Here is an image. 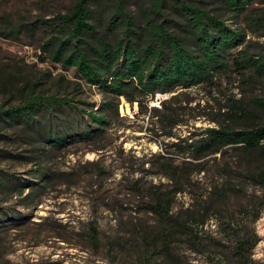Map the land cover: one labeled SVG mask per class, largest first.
I'll return each mask as SVG.
<instances>
[{"label": "rangeland", "instance_id": "rangeland-1", "mask_svg": "<svg viewBox=\"0 0 264 264\" xmlns=\"http://www.w3.org/2000/svg\"><path fill=\"white\" fill-rule=\"evenodd\" d=\"M185 1L241 29L239 49L264 60V0H253L240 16L216 9L213 0ZM73 2L0 0V104H17L33 83L34 94L69 102L45 104L35 116L44 132L69 136L59 146L34 129L0 121V181L18 182L0 187V264H142L147 246L141 235L160 239L163 228H174L153 210L151 197L175 186L183 191L172 199L170 216L184 222L185 233L168 235L169 253L147 247L150 264H238L232 251L238 233L256 240L250 264H264V185L245 169L264 168V157L245 154L236 162L227 148L223 160L217 153L192 161L188 149L207 127L264 123V74L243 77L231 68L216 72L210 83L141 96L140 104L105 95L43 49L50 30L44 21ZM148 6L149 0H132L129 12L137 15ZM168 13L177 18L173 8ZM235 101L242 110L231 107ZM91 109L105 122L93 136L80 137L73 130L96 126L85 113ZM169 166L184 176L174 181ZM30 188L33 202L23 198ZM91 228L96 245L88 238Z\"/></svg>", "mask_w": 264, "mask_h": 264}, {"label": "trees", "instance_id": "trees-1", "mask_svg": "<svg viewBox=\"0 0 264 264\" xmlns=\"http://www.w3.org/2000/svg\"><path fill=\"white\" fill-rule=\"evenodd\" d=\"M131 1L74 0L66 12L44 21L50 30L43 49L48 51L53 62L73 67L86 83L98 87L105 95L115 98L123 96L130 103L135 101L138 104L141 103V96L153 97L156 93L170 92L176 87L188 88L210 83L216 72L231 68L243 77L250 71L264 74V60L254 59L244 49H239L244 41L243 31L226 24L210 10L185 0H149L148 10L135 15L129 12ZM252 1L213 0L218 4L216 9L230 11L235 16L243 14ZM171 8L176 11L175 19L167 16ZM35 85L33 83L17 104L7 99L0 104V121L5 122L8 118L26 129H34L40 139L59 146L69 136L63 132H44V126L35 116L39 115L45 104L69 105V102L34 94ZM108 104V101L104 102V105ZM258 105L262 106L259 101ZM231 107L242 110L238 101ZM85 113L96 126L73 132L80 137H91L101 130L100 125L105 120L102 114H96L93 109ZM196 135L198 138L188 146L192 161L217 153L223 160L227 148L235 151L236 162H240L241 155L245 154L264 157V123L241 129L218 124ZM239 164L241 166L243 163ZM202 167L199 166L198 170H203ZM228 167L225 162L221 169ZM245 169L250 174L247 175L249 178L264 185V168L254 166L252 169L247 166ZM177 170L175 166L170 167V176L174 181L184 176L183 170L179 173ZM5 180L13 188L18 183L10 178ZM6 183L0 181V187L6 188ZM27 187H32V184ZM21 188L20 193L24 189ZM30 189L23 198L33 202L34 190ZM182 191L181 187L175 186L170 190L155 192L151 197L153 210L162 211L168 216L174 228L170 229L171 232L163 228L160 239L158 235H141L147 247H160L169 253L172 242L167 240L168 235L185 233L184 222L170 216L172 199ZM214 195L219 198L222 192ZM252 207L257 208L255 203ZM259 213L260 210H257L254 219ZM3 215L6 217L7 212ZM88 234L91 243L96 245L95 229L91 228ZM255 242L254 237L247 233L236 234L232 251L238 264H250ZM147 247L141 252L142 264H150L144 253Z\"/></svg>", "mask_w": 264, "mask_h": 264}]
</instances>
